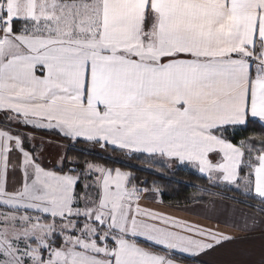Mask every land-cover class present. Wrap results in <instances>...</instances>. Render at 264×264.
<instances>
[{
	"label": "snow or ice",
	"instance_id": "1",
	"mask_svg": "<svg viewBox=\"0 0 264 264\" xmlns=\"http://www.w3.org/2000/svg\"><path fill=\"white\" fill-rule=\"evenodd\" d=\"M186 261L264 264V0H0V264Z\"/></svg>",
	"mask_w": 264,
	"mask_h": 264
},
{
	"label": "trees",
	"instance_id": "2",
	"mask_svg": "<svg viewBox=\"0 0 264 264\" xmlns=\"http://www.w3.org/2000/svg\"><path fill=\"white\" fill-rule=\"evenodd\" d=\"M258 131V129H253L251 126L246 131H238L237 132V139L240 136L248 135L251 131ZM42 136L50 135L48 133H41ZM77 147H85V145H77ZM95 149H98L100 151V155H111V156H117L115 153H103L97 146ZM94 149V151H96ZM56 150H54L52 147L49 148V155L54 156ZM89 159H96V156H90ZM103 162V161H101ZM129 163H135V161H130ZM112 167H123L122 164L112 163ZM166 176L172 177V180L166 179L164 177H156L153 176L150 173H146L144 171H137V176L141 179L147 178L149 181L156 179L159 185L162 187L164 191V204H175L177 201H180L181 203L184 202L185 197H191L194 193H196L195 187H186L184 183H181L180 185H177L173 183V180H179L182 182H187L188 184L192 185H202L205 182L197 180L196 176L192 174V169L190 166L187 167H181L179 169H172V170H165ZM185 264H192L191 261H186Z\"/></svg>",
	"mask_w": 264,
	"mask_h": 264
},
{
	"label": "crops",
	"instance_id": "3",
	"mask_svg": "<svg viewBox=\"0 0 264 264\" xmlns=\"http://www.w3.org/2000/svg\"><path fill=\"white\" fill-rule=\"evenodd\" d=\"M154 206L155 207L164 208L165 210H169V209H167V205L166 204L154 205ZM200 211H201V209L199 207H190L188 212H177V213H175V215L184 216L187 219L195 220V219H197V217L193 216L191 213L192 212H200ZM199 222L206 223L207 221L200 220ZM224 230L225 231H233V229H224ZM258 244H259V238L257 237L256 238V246L257 247H258ZM248 247H250V245L247 244V243H238V244H235V245H229L228 246L229 249H245V248H248Z\"/></svg>",
	"mask_w": 264,
	"mask_h": 264
},
{
	"label": "rangeland",
	"instance_id": "4",
	"mask_svg": "<svg viewBox=\"0 0 264 264\" xmlns=\"http://www.w3.org/2000/svg\"><path fill=\"white\" fill-rule=\"evenodd\" d=\"M52 148H53L54 150H57L56 147H55V145H53ZM95 150H96V151H95L96 153H100V151H99L98 149H95ZM113 157H115V156H113Z\"/></svg>",
	"mask_w": 264,
	"mask_h": 264
}]
</instances>
